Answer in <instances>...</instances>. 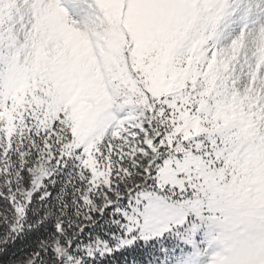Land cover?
<instances>
[{"label": "snow or ice", "instance_id": "6c2138e0", "mask_svg": "<svg viewBox=\"0 0 264 264\" xmlns=\"http://www.w3.org/2000/svg\"><path fill=\"white\" fill-rule=\"evenodd\" d=\"M0 264H264V0H0Z\"/></svg>", "mask_w": 264, "mask_h": 264}]
</instances>
